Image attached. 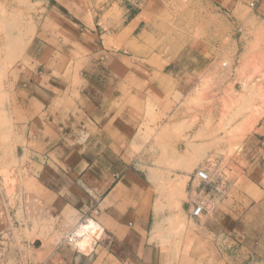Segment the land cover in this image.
<instances>
[{"label":"crops","instance_id":"crops-1","mask_svg":"<svg viewBox=\"0 0 264 264\" xmlns=\"http://www.w3.org/2000/svg\"><path fill=\"white\" fill-rule=\"evenodd\" d=\"M223 1L253 4L255 15L264 18V0ZM137 16L130 13L122 27L107 31L94 21L82 29L48 17L50 26L33 39L10 93L9 171L18 182L0 184L5 264L19 262L23 253L30 261L19 264H32V258L33 264H205L210 256L200 254L206 245L213 260L264 264V116L225 142L214 108L210 127L199 121L190 133L185 102L196 81L208 77L204 67L194 73L184 53L144 58L128 49L142 25ZM154 120L166 130L180 126L187 147L202 146L207 153L237 147L227 168L213 172L214 181L227 184L228 196L223 203L225 195L216 197V210L198 232L180 240L168 233L171 212L182 209L199 219L191 214L193 202L207 198L212 187L195 172L178 174L186 197L174 208L166 198L169 171L142 151L143 128ZM178 159L169 161L182 163ZM86 217L100 227L90 250L59 239ZM192 238L196 255L188 249ZM36 239L41 247L33 245ZM173 242L180 243L179 256Z\"/></svg>","mask_w":264,"mask_h":264},{"label":"rangeland","instance_id":"rangeland-1","mask_svg":"<svg viewBox=\"0 0 264 264\" xmlns=\"http://www.w3.org/2000/svg\"><path fill=\"white\" fill-rule=\"evenodd\" d=\"M221 4L226 7H221L216 0H0V184L6 187L18 182L10 177L9 171L14 157L10 145L13 131L10 93L17 88V77L23 73L27 51H32L33 46H30L37 32L40 35L50 26L46 23L48 17L62 21V26L85 29L96 24L107 31L122 27V21L127 20L130 13L138 14V20H143L142 25L137 30L136 42L134 38V42L126 45L128 49L144 58L157 53L175 59L184 53L183 62L194 73L204 67L208 77L196 81L198 88L185 102L190 114L187 125L190 133L199 121L210 127L214 108L220 110L217 128L222 131L225 142L234 139L247 124L264 116V18L255 15L251 9L253 4H228L223 0ZM157 124L154 120V124L148 123L143 128L146 146L141 149L147 155H156L157 165L169 171L166 188L169 195L166 198L177 208L181 198L186 197L185 186H181L178 174L195 172L207 159L214 161V171L223 172L228 165L227 157L237 147L216 146L214 153H207L202 146L187 147V137L184 135L182 139L180 126L166 130L164 124L159 128ZM153 125L157 128L152 129ZM174 157L180 158L179 161L182 159V163L169 161ZM228 193L229 190L220 203ZM214 202L215 208L199 219L191 218L182 209L173 210L166 224L168 233L176 240L185 234L197 233L201 223L216 210V200ZM86 224H90V228L82 232L99 227L94 220ZM69 231L61 233L59 239L74 247L82 246L80 241L75 244L64 240ZM93 238L95 236L90 234L84 236L86 249H91ZM172 245L179 256L180 243L173 242ZM188 249L190 255L197 254L194 238ZM23 254L18 258L19 262L29 263L30 259ZM211 254L212 249L206 245L200 254L210 256L205 264H230L223 257L213 260ZM3 258H0L1 264H5ZM19 262L13 260V264ZM34 262L32 258L31 263Z\"/></svg>","mask_w":264,"mask_h":264},{"label":"built area","instance_id":"built-area-1","mask_svg":"<svg viewBox=\"0 0 264 264\" xmlns=\"http://www.w3.org/2000/svg\"><path fill=\"white\" fill-rule=\"evenodd\" d=\"M215 170V163L211 159H207L204 164L200 167H198L195 171V177L200 181V183L204 185H210L212 187L211 194L203 199L193 202V207L191 209V214L194 218H200L202 215H204L206 212L209 213L215 208V200L216 197L224 196L228 191L227 184L223 181H214L213 180V172ZM90 220H94L91 217H86L81 224H79L77 227L70 230L64 237V240H68L71 243L77 244V242L82 243V246H76L78 249H86L85 243H84V236L87 234L94 235L97 237V235L100 232V227L97 229H86L85 231L81 232L83 225L88 223ZM96 222V221H95ZM2 237L0 235V258L3 257V254L5 252V245L1 241ZM94 238L92 239V241ZM87 247V246H86ZM1 264V262H0Z\"/></svg>","mask_w":264,"mask_h":264},{"label":"water","instance_id":"water-1","mask_svg":"<svg viewBox=\"0 0 264 264\" xmlns=\"http://www.w3.org/2000/svg\"><path fill=\"white\" fill-rule=\"evenodd\" d=\"M33 245L35 247H41L42 246V241L40 239H36L33 241Z\"/></svg>","mask_w":264,"mask_h":264},{"label":"bare ground","instance_id":"bare-ground-1","mask_svg":"<svg viewBox=\"0 0 264 264\" xmlns=\"http://www.w3.org/2000/svg\"><path fill=\"white\" fill-rule=\"evenodd\" d=\"M93 223H94V222H93ZM95 223H96V222H95ZM86 225H87V224H86ZM86 225H83L82 229L80 230L81 232H82L83 229L88 228L90 224H88L87 226H86ZM92 226H93V225H92ZM92 226H91V227H92ZM89 228H90V227H89Z\"/></svg>","mask_w":264,"mask_h":264}]
</instances>
